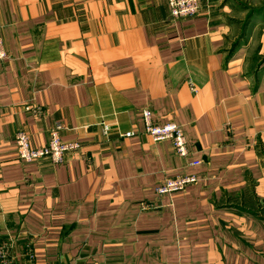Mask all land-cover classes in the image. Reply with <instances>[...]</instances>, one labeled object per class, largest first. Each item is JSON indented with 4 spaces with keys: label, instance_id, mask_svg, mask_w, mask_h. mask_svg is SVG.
I'll return each instance as SVG.
<instances>
[{
    "label": "crops",
    "instance_id": "crops-1",
    "mask_svg": "<svg viewBox=\"0 0 264 264\" xmlns=\"http://www.w3.org/2000/svg\"><path fill=\"white\" fill-rule=\"evenodd\" d=\"M0 38V244L16 264H264V0H201L177 22L166 0H0ZM149 109L190 158L146 135ZM55 126L80 151L22 164L17 133L42 148ZM185 175L198 183L156 194Z\"/></svg>",
    "mask_w": 264,
    "mask_h": 264
},
{
    "label": "built area",
    "instance_id": "built-area-1",
    "mask_svg": "<svg viewBox=\"0 0 264 264\" xmlns=\"http://www.w3.org/2000/svg\"><path fill=\"white\" fill-rule=\"evenodd\" d=\"M168 8H170L171 20L174 22L184 19H194L201 12V0H166ZM8 59V53L0 38V66L4 65ZM191 91L197 93V89L193 83L189 81ZM25 111L28 114L35 115L36 117H43L46 115L45 111L36 105L26 107ZM143 122L146 127V135L151 136L156 143L171 142L175 154L180 159H188L191 156V151L185 136L184 129L174 122L166 123V125L158 124L154 119L153 110L143 111ZM105 134L108 135L110 127L104 126ZM61 126H55L50 132L49 143L46 147L36 148L31 145L30 136L28 133L21 131L15 136L16 146L18 147V159L22 164L37 163L44 159H50L52 163L64 164L65 158L69 154L78 153L81 145L76 142H64L61 138ZM134 133L124 135L125 138L133 137ZM264 162V157L260 154ZM199 166V162L192 164ZM196 176H180L165 180L156 188L155 192L159 197H166L175 193L183 192L186 188L196 185L198 183ZM141 209L143 211H152L159 209L157 203H142ZM15 241L6 240L0 244V264H16L12 255ZM31 258H34L30 254Z\"/></svg>",
    "mask_w": 264,
    "mask_h": 264
},
{
    "label": "trees",
    "instance_id": "trees-1",
    "mask_svg": "<svg viewBox=\"0 0 264 264\" xmlns=\"http://www.w3.org/2000/svg\"><path fill=\"white\" fill-rule=\"evenodd\" d=\"M259 153L264 157V152H261V151H260Z\"/></svg>",
    "mask_w": 264,
    "mask_h": 264
}]
</instances>
